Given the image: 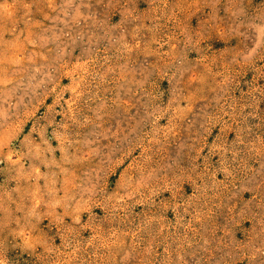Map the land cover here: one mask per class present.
Returning <instances> with one entry per match:
<instances>
[{
  "label": "rangeland",
  "instance_id": "374dc122",
  "mask_svg": "<svg viewBox=\"0 0 264 264\" xmlns=\"http://www.w3.org/2000/svg\"><path fill=\"white\" fill-rule=\"evenodd\" d=\"M0 264H264V0H0Z\"/></svg>",
  "mask_w": 264,
  "mask_h": 264
}]
</instances>
